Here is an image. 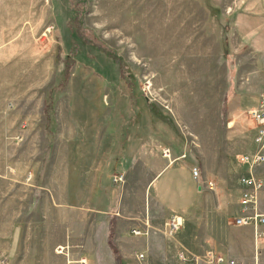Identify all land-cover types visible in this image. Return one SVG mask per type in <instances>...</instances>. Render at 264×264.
<instances>
[{
  "label": "rangeland",
  "instance_id": "1",
  "mask_svg": "<svg viewBox=\"0 0 264 264\" xmlns=\"http://www.w3.org/2000/svg\"><path fill=\"white\" fill-rule=\"evenodd\" d=\"M244 1L0 0V138L11 139L0 140V264H66L55 246L73 226L84 233L97 197L129 245L148 244L138 264H188L166 250L172 221L182 229L183 220L155 201L153 178L167 165L198 168L206 191L187 214L197 235L238 197V158L254 146L259 107L250 73L262 63L233 32ZM11 131L37 136L8 149ZM71 136L81 157L100 159L80 163L79 214L65 185ZM77 215L80 226L67 222Z\"/></svg>",
  "mask_w": 264,
  "mask_h": 264
},
{
  "label": "crops",
  "instance_id": "2",
  "mask_svg": "<svg viewBox=\"0 0 264 264\" xmlns=\"http://www.w3.org/2000/svg\"><path fill=\"white\" fill-rule=\"evenodd\" d=\"M232 26L235 37L240 41L241 45L245 46L251 54L262 60L258 71L254 70L250 73L252 98L258 103L259 98L264 94V0H245L243 7L235 10ZM0 118L2 117L0 116ZM8 120L12 124L11 119ZM25 123V121L21 122L20 127H23ZM256 133L257 128L254 127L253 139H255ZM34 135L36 134L11 131L7 136L12 138L14 143L7 148L11 149L13 146L17 150L19 146L27 144L29 146L32 143L30 139ZM59 136L56 138L61 140L63 137ZM67 139L70 142L66 147L67 155L65 163L68 171H66L65 185L72 188L71 201L75 199V202L78 203L75 207V213L79 214V187L80 180L82 179V173H80L79 169L80 163L84 160H88L87 162L93 160V163L97 165L100 159L98 160L96 156H92V159L91 157H81L79 143L75 142L77 139L74 136ZM0 140L5 146V144L9 145L11 139H4V136L1 134ZM26 142L27 144H25ZM253 143V148L243 155L254 154L257 151L258 146L255 141ZM0 152H3V148L0 149ZM81 158L83 159L81 160ZM192 166V164L167 165L157 170L153 178L152 193L155 201L168 215H179L183 220V228H177L173 236L174 244L168 245L169 249H166L167 252L175 257L177 252L182 251L186 259H188V264H207V261L204 259L198 262L193 260L194 257L202 258L203 254L207 252L222 255L224 258H232L241 261L243 264H264V226L258 225L257 229L259 230L258 234H256L254 226L233 225L228 221L231 217L236 219L254 213V209L251 206L243 208L241 205L242 195L246 187L241 184L240 178L247 174L245 166H242L238 162L237 177L239 176V178L235 180V184L233 185L237 189L238 197L233 194L232 207L227 214L229 216L226 215L224 221H215V223L209 221L205 226L202 225L199 235L195 232V221L189 220L188 216L193 206L198 202L201 194L206 191V186L204 182L201 183L193 179L191 175ZM39 174V172L36 174V181L39 180ZM102 174V170L99 173L94 171L92 175L93 186H95L96 181H103ZM254 175L262 182L255 209L258 213L264 214V164L255 168ZM30 176L32 178L31 173ZM74 188L78 190H74ZM97 198L99 199L93 200V205L88 210L87 227L84 229V233H80V227L76 229L73 226L69 228L67 234H64L61 241L62 244H57L55 247L69 246V259L84 257L87 260V264H115L112 251L107 243L110 231V218L106 215V212L109 210L110 201L105 203L100 197ZM188 213L189 215H187ZM67 222L75 226L81 225V219L78 215ZM69 231H71V234ZM16 234L17 231L15 232L14 230L11 236H19ZM112 240L123 264H138L135 255L141 251H145V248L149 249L148 244H144L143 242L129 245L130 239L122 233L119 224H116L115 228H113ZM11 242L14 241L10 239ZM259 253L263 254L262 257Z\"/></svg>",
  "mask_w": 264,
  "mask_h": 264
},
{
  "label": "built area",
  "instance_id": "3",
  "mask_svg": "<svg viewBox=\"0 0 264 264\" xmlns=\"http://www.w3.org/2000/svg\"><path fill=\"white\" fill-rule=\"evenodd\" d=\"M258 109L252 110L250 112L251 116L256 122L257 133L255 136V143L258 146L257 151L254 154L242 155L239 158V163L242 166H245L247 174L241 176L240 182L243 186L246 187L243 192L241 205L243 208L251 206L254 209V213L251 215H244L240 218L235 219L236 225H262L264 226V214L258 213L255 209L257 207L258 202V194L259 190L262 187V182L256 178L254 175V170L256 167H259L264 164V94L260 97L258 101ZM164 157H169V150L164 149L163 151ZM191 175L194 180H198L199 171L197 167L191 168ZM113 181L123 183V175H115ZM209 187L211 183H208ZM179 222L172 221L171 227L172 230H177L179 227ZM133 234L138 235V230L132 229ZM68 248L67 246H57L55 248V253L57 255H65L66 264H87V260L84 257H79L75 261H71L68 257ZM139 258H143V255H139ZM183 261H186L185 257H181ZM197 257H195L196 260ZM197 259H200L198 257ZM202 259L207 261V264H243L241 261L232 259V258H224L221 255H215L210 252L204 253Z\"/></svg>",
  "mask_w": 264,
  "mask_h": 264
},
{
  "label": "trees",
  "instance_id": "4",
  "mask_svg": "<svg viewBox=\"0 0 264 264\" xmlns=\"http://www.w3.org/2000/svg\"><path fill=\"white\" fill-rule=\"evenodd\" d=\"M154 107H152L151 105H148V111L150 112V114H158V112L153 109ZM160 113L158 114V117L157 118H160ZM113 225L111 224L110 226V231H109V235H108V239H107V243L112 251V254H113V257H114V261H115V264H123L122 262V259L117 251V249L115 248L114 244H113V240H112V237H113Z\"/></svg>",
  "mask_w": 264,
  "mask_h": 264
}]
</instances>
